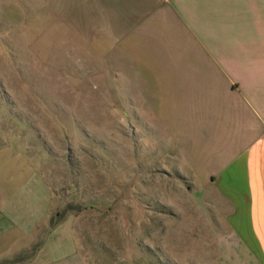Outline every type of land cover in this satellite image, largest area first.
I'll return each mask as SVG.
<instances>
[{
  "label": "rangeland",
  "instance_id": "obj_1",
  "mask_svg": "<svg viewBox=\"0 0 264 264\" xmlns=\"http://www.w3.org/2000/svg\"><path fill=\"white\" fill-rule=\"evenodd\" d=\"M91 16L79 0H0V182H39L53 228L99 263L207 264L206 221L135 86L146 47Z\"/></svg>",
  "mask_w": 264,
  "mask_h": 264
},
{
  "label": "crops",
  "instance_id": "obj_2",
  "mask_svg": "<svg viewBox=\"0 0 264 264\" xmlns=\"http://www.w3.org/2000/svg\"><path fill=\"white\" fill-rule=\"evenodd\" d=\"M79 1L115 42L146 47L135 86L206 221L207 264H264V0ZM38 187L0 182V264H104L53 228Z\"/></svg>",
  "mask_w": 264,
  "mask_h": 264
}]
</instances>
